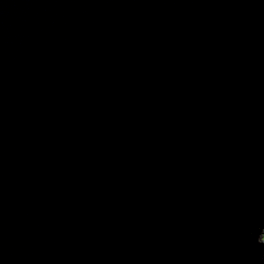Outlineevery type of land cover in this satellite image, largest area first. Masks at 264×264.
Segmentation results:
<instances>
[{
    "label": "water",
    "instance_id": "95a60500",
    "mask_svg": "<svg viewBox=\"0 0 264 264\" xmlns=\"http://www.w3.org/2000/svg\"><path fill=\"white\" fill-rule=\"evenodd\" d=\"M264 0H0V264H264Z\"/></svg>",
    "mask_w": 264,
    "mask_h": 264
},
{
    "label": "rangeland",
    "instance_id": "374dc122",
    "mask_svg": "<svg viewBox=\"0 0 264 264\" xmlns=\"http://www.w3.org/2000/svg\"><path fill=\"white\" fill-rule=\"evenodd\" d=\"M262 239L264 240V231H263V233H262Z\"/></svg>",
    "mask_w": 264,
    "mask_h": 264
}]
</instances>
